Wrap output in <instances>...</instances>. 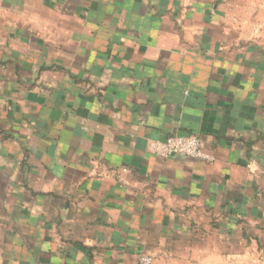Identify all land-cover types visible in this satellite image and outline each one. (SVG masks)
I'll list each match as a JSON object with an SVG mask.
<instances>
[{
    "label": "crops",
    "instance_id": "1",
    "mask_svg": "<svg viewBox=\"0 0 264 264\" xmlns=\"http://www.w3.org/2000/svg\"><path fill=\"white\" fill-rule=\"evenodd\" d=\"M240 1L0 0V264L264 242V45ZM176 135L214 160L148 151Z\"/></svg>",
    "mask_w": 264,
    "mask_h": 264
},
{
    "label": "rangeland",
    "instance_id": "2",
    "mask_svg": "<svg viewBox=\"0 0 264 264\" xmlns=\"http://www.w3.org/2000/svg\"><path fill=\"white\" fill-rule=\"evenodd\" d=\"M240 3L239 7L245 15L244 24L247 30H251V33L249 32L246 35V39H251L264 45V0H243ZM251 245L247 247L251 252L245 254L241 259H230L227 263L225 262L226 260L216 259L214 264H264V242L255 244L253 248ZM214 246L216 248L218 244L214 243Z\"/></svg>",
    "mask_w": 264,
    "mask_h": 264
},
{
    "label": "built area",
    "instance_id": "3",
    "mask_svg": "<svg viewBox=\"0 0 264 264\" xmlns=\"http://www.w3.org/2000/svg\"><path fill=\"white\" fill-rule=\"evenodd\" d=\"M148 151L164 159L181 156L204 162H212L214 160L211 155L205 152L200 140L190 135H176L164 142H152L148 144ZM139 261L140 264H152V259L148 256H142Z\"/></svg>",
    "mask_w": 264,
    "mask_h": 264
}]
</instances>
